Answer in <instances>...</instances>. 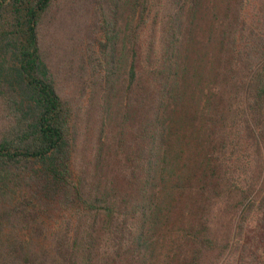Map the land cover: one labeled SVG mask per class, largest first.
Returning <instances> with one entry per match:
<instances>
[{"label":"trees","instance_id":"obj_1","mask_svg":"<svg viewBox=\"0 0 264 264\" xmlns=\"http://www.w3.org/2000/svg\"><path fill=\"white\" fill-rule=\"evenodd\" d=\"M260 1L0 0V264H264Z\"/></svg>","mask_w":264,"mask_h":264},{"label":"rangeland","instance_id":"obj_2","mask_svg":"<svg viewBox=\"0 0 264 264\" xmlns=\"http://www.w3.org/2000/svg\"><path fill=\"white\" fill-rule=\"evenodd\" d=\"M260 2H261L260 0H247L244 9V15L249 24H251V21L256 11L258 10ZM257 186L259 187V184ZM255 219H256V212L252 213V215H250L249 217L250 221H248V226L250 227L251 231L255 227ZM245 235H247V232ZM235 262H236L235 257L233 254H231L229 257L224 259L221 264H235Z\"/></svg>","mask_w":264,"mask_h":264}]
</instances>
